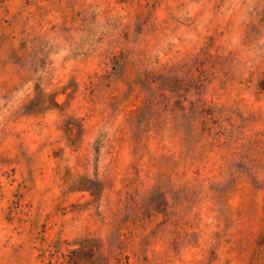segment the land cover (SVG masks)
I'll list each match as a JSON object with an SVG mask.
<instances>
[{
	"label": "rangeland",
	"instance_id": "1",
	"mask_svg": "<svg viewBox=\"0 0 264 264\" xmlns=\"http://www.w3.org/2000/svg\"><path fill=\"white\" fill-rule=\"evenodd\" d=\"M0 264H264V0H0Z\"/></svg>",
	"mask_w": 264,
	"mask_h": 264
}]
</instances>
